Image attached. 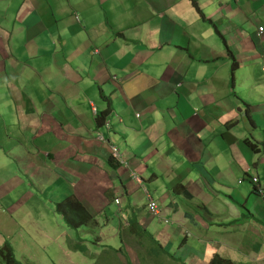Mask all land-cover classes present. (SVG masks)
<instances>
[{"label":"crops","instance_id":"0c3cea01","mask_svg":"<svg viewBox=\"0 0 264 264\" xmlns=\"http://www.w3.org/2000/svg\"><path fill=\"white\" fill-rule=\"evenodd\" d=\"M27 183L53 213L81 202V237L138 213L188 264H263L264 0H0V246L36 264L49 231L9 199Z\"/></svg>","mask_w":264,"mask_h":264},{"label":"rangeland","instance_id":"374dc122","mask_svg":"<svg viewBox=\"0 0 264 264\" xmlns=\"http://www.w3.org/2000/svg\"><path fill=\"white\" fill-rule=\"evenodd\" d=\"M25 188H14L13 192L9 195V199L12 197V201L18 200L21 195L19 193L24 191V195L27 200L24 206L26 209H31L27 215L36 217L39 216L41 225L47 227V230L49 231L46 235L39 236L42 242V247L46 248L41 249V251L44 250V257H37L41 254L40 251H36V253H34L32 249H27L26 254L31 255V258L36 264H48V261L52 264H129L125 253L130 259V264H179L172 258H169V256L156 253V251L153 250L150 252L149 243L146 245L142 239L136 240L133 236L128 234L123 235L121 238V232L125 228L119 229L120 236L112 237L113 235L110 234L111 239L105 243L102 242L101 237L97 234L100 227H93L91 238L89 236L81 237L83 234L87 235V232L84 233L79 229L80 227L78 228L79 232H77V236L75 233L73 240L66 237L62 238L61 234L63 229H67V223L63 216H59L57 211H55V213L51 212V205H48L49 209L43 208L41 201H43L44 206L45 197L35 188L30 187L28 183ZM20 219L13 220L12 223L22 225ZM59 221L62 223H59ZM81 228L84 230L87 227L82 226ZM227 235L232 234L229 233L226 234V236ZM121 246L124 247V250L119 253L118 256H111L110 259L107 258L108 254H106L104 247H108L110 249L120 248ZM83 248L86 250H83ZM227 254L228 253H226V255ZM18 258L25 264H28L27 259L23 256L18 255ZM257 259L261 260V257L258 256ZM234 261L236 260L234 259ZM251 262L256 263L255 261Z\"/></svg>","mask_w":264,"mask_h":264},{"label":"trees","instance_id":"16d2710c","mask_svg":"<svg viewBox=\"0 0 264 264\" xmlns=\"http://www.w3.org/2000/svg\"><path fill=\"white\" fill-rule=\"evenodd\" d=\"M195 8L200 9L197 3L195 4ZM231 69H232V76H233V74L235 73V70L237 69L236 58H234ZM232 80H234V78ZM100 119L102 120L98 121V124L102 125L104 116H102ZM246 142L249 144V146L252 149L259 150L258 143H254L249 139H246ZM117 162L121 164L118 160ZM55 210L61 216H63L64 220L67 223V226L73 229H78L80 226L85 225V223L88 224L92 220V216L89 214V212H87L84 206L81 205V202H77L76 200L70 201L68 199H65V200L56 202ZM125 234L133 236L134 239L136 240L142 239L146 245L149 243L150 252H152L153 250V251H156V253L169 256V258H172L176 263L188 264L187 262L182 261L180 258L175 257L172 252L168 251L162 245L160 240L157 239L150 230H148L146 227H144L140 223L138 219V213H133L129 215V226L122 230L121 238ZM83 250H86V249L83 248ZM123 250H124L123 246H121L120 248H110V249L108 247L105 248V252L106 254H108V257H107L108 259H110L111 256H114V255L116 256L118 253H121ZM125 256L127 258L128 263L130 264V259L126 253H125ZM0 264H24L17 258L13 246L8 241H6L2 246H0ZM209 264H256V263H253L251 261L237 262L230 258L223 257L218 253H215L211 257Z\"/></svg>","mask_w":264,"mask_h":264},{"label":"built area","instance_id":"2783aa9c","mask_svg":"<svg viewBox=\"0 0 264 264\" xmlns=\"http://www.w3.org/2000/svg\"><path fill=\"white\" fill-rule=\"evenodd\" d=\"M263 30V27L260 28V31ZM106 125L108 126L109 125V121L106 122ZM100 138H103L102 135ZM112 148V152H113V155L114 157H116L120 162H124V158L122 157L120 151H119V148L116 146V145H112L111 146ZM132 175L133 176H136V174L134 172H132ZM136 178L138 179V177L136 176ZM252 181L258 185L259 184V178L258 176L254 175L252 177ZM147 208H148V211L153 214L154 216H160V208H159V205L158 203L153 199L151 198L150 196H148V204H147Z\"/></svg>","mask_w":264,"mask_h":264},{"label":"clouds","instance_id":"9594fccd","mask_svg":"<svg viewBox=\"0 0 264 264\" xmlns=\"http://www.w3.org/2000/svg\"><path fill=\"white\" fill-rule=\"evenodd\" d=\"M260 31V30H259ZM107 121H109V120H107ZM106 121V122H107ZM106 122H105V124H106ZM109 123H110V121H109ZM109 126V125H108ZM103 136V135H102ZM112 145H115V144H111V146ZM118 147V146H117ZM112 149V148H111ZM119 151H120V149H119ZM121 153V152H120ZM122 155V154H121ZM112 156H114L113 155V152H112ZM123 157V156H122ZM124 158V157H123ZM116 160H118L117 158H115ZM125 160V159H124ZM119 161V160H118ZM120 162V161H119ZM120 163H125V161L124 162H120ZM132 172H134L135 174H136V176L138 177V179L137 178H135L133 175H132ZM131 172V178L133 179V180H135V181H139V182H141L142 181V178L140 177V176H138V174L135 172V171H132ZM255 175V174H254ZM253 175V176H254ZM252 176V177H253ZM256 176H258V175H256ZM252 177H251V181H252ZM259 178V177H258ZM252 183L256 186V190H257V192H259L260 194H262L263 193V189H262V186H261V184H260V180H259V184L258 185H256L253 181H252ZM154 199V198H153ZM114 201L117 203V204H119L120 203V197H116L115 199H114ZM146 204H148V195H147V203ZM159 205V204H158ZM159 208H160V206H159ZM147 210H148V208H147ZM149 212V211H148ZM150 213V212H149ZM131 214V213H130ZM151 214V213H150ZM122 215L123 216H125V214L124 213H122ZM152 216H154L153 214H151ZM126 221H127V226L126 227H124V228H127L128 226H129V216L127 217V219H126ZM106 248V247H105ZM119 254V253H118ZM118 254L116 255V256H118ZM115 256V255H114Z\"/></svg>","mask_w":264,"mask_h":264},{"label":"bare ground","instance_id":"6f19581e","mask_svg":"<svg viewBox=\"0 0 264 264\" xmlns=\"http://www.w3.org/2000/svg\"><path fill=\"white\" fill-rule=\"evenodd\" d=\"M116 158V157H115ZM144 189L146 190V187H144Z\"/></svg>","mask_w":264,"mask_h":264}]
</instances>
